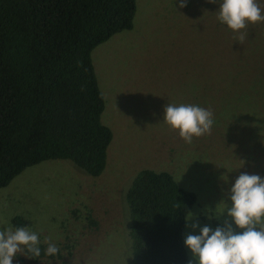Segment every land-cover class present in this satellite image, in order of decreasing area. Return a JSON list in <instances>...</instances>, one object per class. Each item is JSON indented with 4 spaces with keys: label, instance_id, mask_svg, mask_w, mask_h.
I'll use <instances>...</instances> for the list:
<instances>
[{
    "label": "rangeland",
    "instance_id": "374dc122",
    "mask_svg": "<svg viewBox=\"0 0 264 264\" xmlns=\"http://www.w3.org/2000/svg\"><path fill=\"white\" fill-rule=\"evenodd\" d=\"M217 8L137 0L133 29L94 49L102 122L113 133L107 167L94 178L70 161H46L0 189V230L21 216L42 251L45 238L59 248L54 258L18 253L13 264H133L126 194L141 171L172 175L195 195V220L211 228L224 217L205 210L226 200L241 172L264 177V23L247 25L241 41L217 21ZM167 103L208 109L209 132L186 143L162 122Z\"/></svg>",
    "mask_w": 264,
    "mask_h": 264
},
{
    "label": "trees",
    "instance_id": "16d2710c",
    "mask_svg": "<svg viewBox=\"0 0 264 264\" xmlns=\"http://www.w3.org/2000/svg\"><path fill=\"white\" fill-rule=\"evenodd\" d=\"M136 11L137 0H0V189L46 161L104 173L113 133L92 52L132 30ZM195 198L167 172L134 177L133 264H187L184 217ZM13 225L30 224L16 216Z\"/></svg>",
    "mask_w": 264,
    "mask_h": 264
},
{
    "label": "clouds",
    "instance_id": "9594fccd",
    "mask_svg": "<svg viewBox=\"0 0 264 264\" xmlns=\"http://www.w3.org/2000/svg\"><path fill=\"white\" fill-rule=\"evenodd\" d=\"M208 2L218 5L214 12L217 21L236 34L238 40L245 38L247 25L264 23V0ZM185 4L186 0H180V7ZM162 122L191 143L193 137L209 132L214 121L212 113L199 105L167 103L163 106ZM225 195L226 200L205 210L209 219V209L217 217H224L222 225L200 226L191 211L184 217L186 225L191 222L193 233L198 229V234L189 233L183 240L191 253L187 264H264V177L241 172ZM45 243L43 254L56 257L58 246L48 238ZM18 253L39 257V235L27 226H5L0 230V264H13Z\"/></svg>",
    "mask_w": 264,
    "mask_h": 264
}]
</instances>
